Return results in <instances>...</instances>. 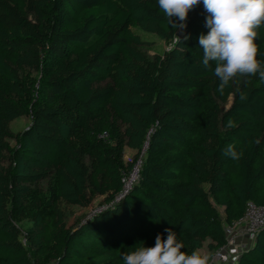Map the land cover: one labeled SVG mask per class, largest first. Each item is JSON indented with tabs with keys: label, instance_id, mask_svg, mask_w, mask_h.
Instances as JSON below:
<instances>
[{
	"label": "trees",
	"instance_id": "obj_1",
	"mask_svg": "<svg viewBox=\"0 0 264 264\" xmlns=\"http://www.w3.org/2000/svg\"><path fill=\"white\" fill-rule=\"evenodd\" d=\"M206 15L179 30L157 0H0V264H123L166 228L214 252L248 201L264 205V80L217 90ZM134 28L171 47L149 55ZM256 43L264 62V28ZM73 206L105 208L69 223ZM237 264H264V228Z\"/></svg>",
	"mask_w": 264,
	"mask_h": 264
},
{
	"label": "clouds",
	"instance_id": "obj_2",
	"mask_svg": "<svg viewBox=\"0 0 264 264\" xmlns=\"http://www.w3.org/2000/svg\"><path fill=\"white\" fill-rule=\"evenodd\" d=\"M160 11L174 29L184 30L189 12L201 3L207 13L205 27L208 33L199 36L202 65L212 68L219 81L218 91L223 94L231 82L245 76L264 80V62L258 59L256 43L264 28V0H157ZM185 39H188L185 36ZM214 64V67H213ZM241 94V99H245ZM229 121V127H232ZM224 154L233 160L242 156L235 145H228ZM155 237L152 247L140 243L131 252L122 254L123 264H216L215 257L201 249L191 253L184 250L177 233L171 228Z\"/></svg>",
	"mask_w": 264,
	"mask_h": 264
},
{
	"label": "built area",
	"instance_id": "obj_3",
	"mask_svg": "<svg viewBox=\"0 0 264 264\" xmlns=\"http://www.w3.org/2000/svg\"><path fill=\"white\" fill-rule=\"evenodd\" d=\"M147 148V142L135 160L132 170L123 176V188L116 200L122 199L138 181L143 157ZM105 208V207H104ZM100 207L90 212L88 217L102 211ZM264 228V205H258L253 201L246 203L243 216L233 223L225 226L226 244L212 252L216 264H237L240 256L256 239L257 233Z\"/></svg>",
	"mask_w": 264,
	"mask_h": 264
},
{
	"label": "rangeland",
	"instance_id": "obj_4",
	"mask_svg": "<svg viewBox=\"0 0 264 264\" xmlns=\"http://www.w3.org/2000/svg\"><path fill=\"white\" fill-rule=\"evenodd\" d=\"M134 30L137 33H139L141 38L145 41V45L143 48L149 55H154L156 53H162L164 50L171 47V45H169L165 41H162L161 39H159L155 35L145 33L143 31H140L137 28H134ZM29 122H30L29 117L23 116V117L15 120L11 123V129L14 133H19V132L23 131L28 126ZM10 144L12 147H14V146H16V141L10 140ZM125 158L126 159H132L133 158V152L127 149L125 152ZM88 212H89L88 210H85V209L77 207V206H73V207L66 209L65 218L69 223H73L76 220H82V219H83V221L88 220L89 219ZM201 250L212 254V252L209 251L208 248L206 247V243Z\"/></svg>",
	"mask_w": 264,
	"mask_h": 264
},
{
	"label": "crops",
	"instance_id": "obj_5",
	"mask_svg": "<svg viewBox=\"0 0 264 264\" xmlns=\"http://www.w3.org/2000/svg\"><path fill=\"white\" fill-rule=\"evenodd\" d=\"M128 150H130V149H128ZM131 151V150H130Z\"/></svg>",
	"mask_w": 264,
	"mask_h": 264
}]
</instances>
